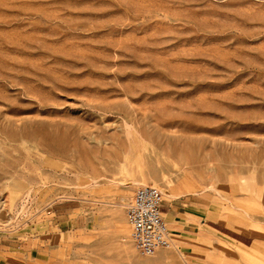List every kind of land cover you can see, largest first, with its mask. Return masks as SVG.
Listing matches in <instances>:
<instances>
[{"label": "rangeland", "instance_id": "obj_1", "mask_svg": "<svg viewBox=\"0 0 264 264\" xmlns=\"http://www.w3.org/2000/svg\"><path fill=\"white\" fill-rule=\"evenodd\" d=\"M0 264H264V0H0Z\"/></svg>", "mask_w": 264, "mask_h": 264}, {"label": "built area", "instance_id": "obj_2", "mask_svg": "<svg viewBox=\"0 0 264 264\" xmlns=\"http://www.w3.org/2000/svg\"><path fill=\"white\" fill-rule=\"evenodd\" d=\"M162 207L161 191L153 186H141L127 208L130 240L141 257H153L172 247L171 231Z\"/></svg>", "mask_w": 264, "mask_h": 264}, {"label": "crops", "instance_id": "obj_3", "mask_svg": "<svg viewBox=\"0 0 264 264\" xmlns=\"http://www.w3.org/2000/svg\"><path fill=\"white\" fill-rule=\"evenodd\" d=\"M178 201V199H174L170 205L163 202V216L171 231L172 246L193 251L196 243L191 240V237L196 235L192 231L196 217L187 213L183 204H178Z\"/></svg>", "mask_w": 264, "mask_h": 264}, {"label": "bare ground", "instance_id": "obj_4", "mask_svg": "<svg viewBox=\"0 0 264 264\" xmlns=\"http://www.w3.org/2000/svg\"><path fill=\"white\" fill-rule=\"evenodd\" d=\"M133 184V183H132ZM135 184H140V185H142V183H135ZM166 196H168L169 197V195H166ZM129 223V222H128Z\"/></svg>", "mask_w": 264, "mask_h": 264}]
</instances>
